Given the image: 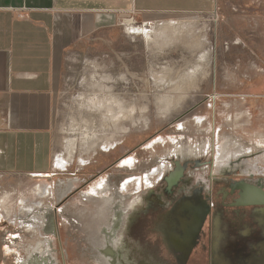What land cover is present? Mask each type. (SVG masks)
I'll list each match as a JSON object with an SVG mask.
<instances>
[{"label": "rangeland", "instance_id": "obj_1", "mask_svg": "<svg viewBox=\"0 0 264 264\" xmlns=\"http://www.w3.org/2000/svg\"><path fill=\"white\" fill-rule=\"evenodd\" d=\"M176 20L178 24L167 27L165 20L149 23L146 28L165 29L150 40L117 25L67 50L57 87L56 156L67 154L68 139L78 140L77 150L69 163L56 164L50 175L0 173V264H19L23 257L27 264L30 260L48 264L50 258L60 264L64 259L68 264H88L82 255L83 219L77 218L82 226L72 225L69 209L56 208V190L72 180L91 177L113 164L109 175L97 176L95 185L119 174L124 184L142 169L148 174L151 167L158 168L163 156L180 144L207 150L219 129L217 155L223 151L220 145L234 140L232 136L244 142L252 136L251 142L258 144L264 133L259 124L263 114L259 103L245 104L243 96L248 81L264 71V0H216L214 10ZM198 65L197 73L189 75ZM113 93L127 108L134 105V117L150 119L132 123L126 117L119 121L126 124L125 131L117 132L111 119L103 122L107 106L98 108L106 96L116 97ZM167 96L172 98L165 116L158 108ZM251 111L255 123L248 128L244 124ZM112 128L116 137L107 148L86 150L85 143L110 137ZM138 144L145 147L119 161Z\"/></svg>", "mask_w": 264, "mask_h": 264}, {"label": "flooded vegetation", "instance_id": "obj_2", "mask_svg": "<svg viewBox=\"0 0 264 264\" xmlns=\"http://www.w3.org/2000/svg\"><path fill=\"white\" fill-rule=\"evenodd\" d=\"M259 75L243 100L259 103L264 125V71ZM249 115L244 126L251 128ZM257 143L231 140L218 155L213 143L207 150L180 144L149 167V179L143 169L136 188L120 174L95 185L111 164L56 190V208L69 209L72 225L83 219L88 264H264V133Z\"/></svg>", "mask_w": 264, "mask_h": 264}, {"label": "crops", "instance_id": "obj_3", "mask_svg": "<svg viewBox=\"0 0 264 264\" xmlns=\"http://www.w3.org/2000/svg\"><path fill=\"white\" fill-rule=\"evenodd\" d=\"M215 6L216 0H0V173H53L57 87L70 47L130 12L167 27ZM214 134L216 146L220 129ZM251 137L245 142L253 143ZM48 264L60 263L50 258Z\"/></svg>", "mask_w": 264, "mask_h": 264}, {"label": "bare ground", "instance_id": "obj_4", "mask_svg": "<svg viewBox=\"0 0 264 264\" xmlns=\"http://www.w3.org/2000/svg\"><path fill=\"white\" fill-rule=\"evenodd\" d=\"M164 27V26H163ZM163 27H161V29H163ZM165 27H166V25H165ZM161 29L160 30H158V31H155V29H150V28H141V27H139V26H134L133 25V27H132V31H133V33H139V34H141V33H143L144 35H145V38L146 39H148V40H150V39H152V37H153V35L154 34H157V35H159L160 33H162V31H161ZM163 30H165V29H163ZM206 57V55L205 54H202L201 55V60L202 59H204ZM202 61H204V60H202ZM199 67H201L200 65H198V66H196L195 68H193L192 70H189V75L191 74L192 75V73H195L196 71H198V69H199ZM197 73V72H196ZM195 73V74H196ZM194 74V75H195ZM105 88V87H104ZM109 92V91H108ZM105 94V93H104ZM114 94V93H113ZM115 95V94H114ZM116 96V95H115ZM96 98V97H95ZM100 98V97H99ZM165 98V97H164ZM164 98H162V101H164V102H160L159 103V108H158V111H160L163 115H167L168 113H169V110H170V102H168V99H170V98H172V96L170 97V96H167L166 97V99L164 100ZM97 101L99 100L98 99V95H97ZM96 99H95V101H96ZM102 99V98H101ZM100 99V100H101ZM98 103V102H97ZM99 106H98V108L99 109H102L105 105L107 106L104 110H102V112L103 113H105L104 115H102L103 117V122H106V121H104V120H106V119H111V120H109L108 122H113V126L115 127V125H116V129H117V132H121V131H125V128H126V124L124 125V123L123 122H119L121 119H123V121H124V118H126V117H129L128 119L130 120V122H132V123H134V122H137V121H141V120H145V121H147V120H149L150 118H148V117H137L136 118V116L134 117V115L132 114L133 113V110H134V105H131V106H128L129 108H127L126 106H127V104H125L122 100H120L119 99V97H114V96H106V98H104L102 101H100L99 102V104H98ZM129 105V104H128ZM93 106V105H92ZM96 108V107H95ZM138 109V108H137ZM145 109H146V107H145ZM96 110H97V108H96ZM147 110H148V108H147ZM97 111H99V110H97ZM101 111V110H100ZM101 112V113H102ZM148 112V111H147ZM101 113H100V115H101ZM102 113V114H103ZM140 116V115H139ZM101 117V116H100ZM128 119H126V120H128ZM195 123L197 124V125H202L203 124V121L202 120H196L195 121ZM105 125V124H104ZM107 125V124H106ZM89 127V126H88ZM103 128V127H102ZM101 128V129H102ZM114 128V129H115ZM108 128H106V130H107ZM100 130V129H99ZM88 131V129L86 128V131L85 132H87ZM101 131V130H100ZM105 131V130H104ZM111 131V130H110ZM110 131H107V132H110ZM83 132H84V130H83ZM89 132V131H88ZM92 132V131H91ZM90 132V133H91ZM106 132V131H105ZM112 135L110 136V137H104L105 135H104V133H103V137L101 136V137H99V138H102V139H99L98 137H95L96 139L98 138L99 140V142L95 139H93V140H90V141H88L87 143H85L84 145V147L86 148V150L87 151H89V150H94V149H96L95 147L97 146V145H102V147H104V148H107L108 146H109V143H110V141H112V140H114L115 138L114 137H116L114 134H113V128H112ZM115 132H116V130H115ZM92 133H94V132H92ZM91 133V134H92ZM101 133V134H102ZM81 134H83V133H81ZM111 134V133H110ZM117 134V133H116ZM87 135V134H86ZM114 135V136H113ZM85 136V135H84ZM97 136V135H96ZM90 137V136H89ZM70 138V137H69ZM81 138V137H80ZM83 138V137H82ZM77 139V138H76ZM79 139V138H78ZM80 140H82V139H80ZM84 140V139H83ZM78 141V140H77ZM77 141H75L74 139H68V141H67V154L65 155V156H61V155H57L56 157V161H55V164H57V165H64V164H66V163H69L70 161H71V157L73 156V153L75 152L76 153V150H77ZM80 143L82 144V141H80ZM84 143V142H83ZM151 147V146H150ZM106 150V149H105ZM154 172V171H153ZM147 173V172H146ZM154 174V173H153ZM152 174V175H153ZM156 175V174H155ZM150 175H147L146 176V179H149L148 177H149ZM140 180V179H139ZM147 181V180H146ZM149 182V181H148ZM128 183H129V181H128ZM138 182L137 183H135L134 184V187L136 188V187H138ZM125 186H126V184H125ZM124 186V187H125ZM37 190V189H36ZM45 192V190L44 189H42V191L40 192V195H41V193H44ZM4 193V192H3ZM47 193V192H46ZM7 194V193H6ZM48 194H50V192H48ZM52 194V193H51ZM4 195V194H3ZM45 197L47 196L46 194H43ZM5 196H7V195H5ZM26 207V206H25ZM27 207H28V205H27ZM29 207H31L30 205H29ZM33 207V206H32ZM23 212V211H22ZM41 221V220H40ZM48 247V246H47ZM43 250L45 249V248H42ZM41 249V250H42ZM46 258H44V260H45ZM48 259V258H47ZM38 261H40L41 262V260H38ZM37 261V262H38Z\"/></svg>", "mask_w": 264, "mask_h": 264}, {"label": "built area", "instance_id": "obj_5", "mask_svg": "<svg viewBox=\"0 0 264 264\" xmlns=\"http://www.w3.org/2000/svg\"><path fill=\"white\" fill-rule=\"evenodd\" d=\"M139 19L136 18L135 14L133 12H130L126 15L121 16V18H118L116 25H122L124 26L126 29H128V27L132 30L133 25L134 26H139L141 28H146L148 27L149 23L145 22V21H140L138 22ZM144 176H146V174H144ZM140 176H133L129 179H127V181L124 183L126 184V186L128 185V181L129 183H137L139 182V178Z\"/></svg>", "mask_w": 264, "mask_h": 264}]
</instances>
